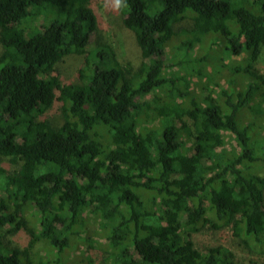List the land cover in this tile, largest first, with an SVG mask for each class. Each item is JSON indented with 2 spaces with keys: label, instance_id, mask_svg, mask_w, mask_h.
<instances>
[{
  "label": "trees",
  "instance_id": "trees-1",
  "mask_svg": "<svg viewBox=\"0 0 264 264\" xmlns=\"http://www.w3.org/2000/svg\"><path fill=\"white\" fill-rule=\"evenodd\" d=\"M243 1L126 0L123 23L136 35L139 71L98 44L80 70L81 82L67 84L56 65L90 50L99 28L94 0H0V158L18 166L11 172L0 162V264H69L87 241L85 212L109 229L118 264H235L226 248L195 246L194 236L209 224L232 227L264 251V175L254 170H264V148L256 155L249 136L256 124L261 132L264 113L244 122L245 111L264 104V75L256 68L264 0H252L257 12ZM41 9L58 17L26 28ZM189 18L194 28L180 51L195 50L200 80L213 82L207 68L214 59L201 53L214 38H225L227 67L241 63L235 70L246 78L236 94L217 81V96L206 87L200 96L189 84L180 87L194 73L189 65L188 76L172 68L187 56L163 57L176 26ZM56 104L61 125L45 116ZM226 133L238 152L218 151ZM21 230L30 235L27 247L2 241Z\"/></svg>",
  "mask_w": 264,
  "mask_h": 264
},
{
  "label": "rangeland",
  "instance_id": "rangeland-1",
  "mask_svg": "<svg viewBox=\"0 0 264 264\" xmlns=\"http://www.w3.org/2000/svg\"><path fill=\"white\" fill-rule=\"evenodd\" d=\"M242 5L251 12H257L253 6L252 0H244ZM93 7L97 13L99 28L97 33L93 34V41L89 48L90 53L89 51L84 55L72 53L62 57L56 65V70L63 83L70 84L81 82L80 70L85 65L86 58L91 55L92 49L96 48V45L98 46V44H107L111 46L119 61L125 65L129 64L134 73L138 72L142 65V55L137 43L136 35L133 31L125 27L123 23V13L121 11L117 12L113 10L112 0H94ZM257 9L259 11L258 7ZM57 17V13L41 9L38 13L28 17V21L24 26L28 29H35L38 25L43 24L47 26ZM45 18H47V20ZM193 28L194 21L192 18L186 19L176 26L177 37L167 48L168 53L163 57L166 61L167 57L169 58V61L174 59V57L180 59L186 58V52L183 50L180 51L182 48L181 42L187 38L186 32L191 31ZM232 29L235 30L237 28L233 25ZM212 41L214 42L213 48L210 50L205 47L201 54H204L209 59V62L212 59L215 61L212 60L207 68L208 75L213 76L212 78H214L213 82L208 78L200 80L197 72L202 68V63L196 60L194 54L197 52L195 50L193 51V54L187 56L183 65H177L173 67L172 70L176 73H181L183 76H188V71L186 72L183 68L186 69V65L190 66V72L194 73V76L187 77L189 79H187L188 82L183 80L180 87L185 88L189 84V89L192 95L200 96L203 87H206L211 91L213 90V93L216 96L221 94V90L213 84L216 81L220 86L223 85V87H226V83H228L230 87L229 94H236L240 89L238 81L246 80L244 74L237 73L235 70V67L241 65V63L232 61V66L227 67L232 58L229 52V42L225 38H214ZM1 52L2 47L0 44V53ZM246 57L247 54L239 59L243 61ZM244 65H246V63H244ZM256 68L264 75V46L261 49ZM150 98V95L146 96L147 100ZM260 111L261 113H264V104L255 105V107L245 111L244 122L252 121L254 115ZM45 116L56 125H61L63 123L60 104L54 105ZM147 124L151 126L149 122H146V125ZM261 126L263 128L261 127L262 130L260 133V130H258L260 126L258 124L249 131V136L251 137L250 147L252 148V145L256 146L254 148L256 155H261L263 153L261 147L263 146L264 148V120L262 121ZM255 129L258 131H255ZM226 137V146L218 148V151L221 152L226 150L227 152H232L233 150H236L238 152L239 147L236 144L234 136L231 133H226ZM253 141H255L254 144ZM0 162L8 171L12 172L18 169V166L14 164L10 158L2 157L0 158ZM254 170H256L257 173L264 175V170L258 169L257 167H255ZM1 194H4L2 190H0V195ZM29 215L30 214L28 213L27 217H29ZM83 217L85 222L82 225L84 226L82 227L84 228V230L82 229V232L87 230V233L81 234V238L87 239V241L82 242L80 246L78 245L76 250L69 255V264H118V258L114 255L115 249L108 244L109 229L102 228L101 219H96L93 215H90L87 212L83 214ZM8 230L9 228H5L3 233L5 234ZM2 241L6 245H9V242L12 241L11 243L13 246L24 248L29 245L31 240L30 235L25 230H21L18 233L3 236ZM194 242L195 246L201 250L214 247L228 249L233 253L235 264H264V251L245 244L240 237L235 235L232 227L216 229L209 224L205 229L201 230L194 236ZM40 247H42L41 244H39L38 247L35 245L33 250L36 248V250H38ZM39 256H41V260L44 259V253L41 254L39 252ZM36 258H38V256Z\"/></svg>",
  "mask_w": 264,
  "mask_h": 264
},
{
  "label": "clouds",
  "instance_id": "clouds-1",
  "mask_svg": "<svg viewBox=\"0 0 264 264\" xmlns=\"http://www.w3.org/2000/svg\"><path fill=\"white\" fill-rule=\"evenodd\" d=\"M127 6L126 0H112V8L114 11H123Z\"/></svg>",
  "mask_w": 264,
  "mask_h": 264
}]
</instances>
